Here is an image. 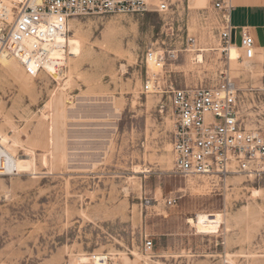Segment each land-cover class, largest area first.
Segmentation results:
<instances>
[{
	"label": "rangeland",
	"instance_id": "374dc122",
	"mask_svg": "<svg viewBox=\"0 0 264 264\" xmlns=\"http://www.w3.org/2000/svg\"><path fill=\"white\" fill-rule=\"evenodd\" d=\"M173 1L77 18L56 78L0 58V264H264V173L178 174L165 92L225 72L244 121L264 128V49L221 52L209 0ZM149 48L163 68L146 67ZM146 71L160 91L142 92Z\"/></svg>",
	"mask_w": 264,
	"mask_h": 264
},
{
	"label": "built area",
	"instance_id": "2783aa9c",
	"mask_svg": "<svg viewBox=\"0 0 264 264\" xmlns=\"http://www.w3.org/2000/svg\"><path fill=\"white\" fill-rule=\"evenodd\" d=\"M209 5L211 30L217 32L221 52L227 54L230 46H237L231 0H209ZM175 7L173 0H0V58L13 56L31 76L47 72L48 67L62 71L70 24L77 18L149 11L166 14ZM185 43L191 48L196 39L186 34ZM238 46L253 50L246 27L240 29ZM169 56L175 58L174 52ZM167 57L164 51L149 48L145 65L163 68ZM160 90V76L149 77L146 71L142 92ZM165 92L175 122L171 151L178 174L221 178L230 173H264V128L244 121L238 89L225 72L214 85L178 88L169 82ZM177 199L169 197L165 203L173 206ZM152 247L151 240L144 242L146 251Z\"/></svg>",
	"mask_w": 264,
	"mask_h": 264
},
{
	"label": "crops",
	"instance_id": "0c3cea01",
	"mask_svg": "<svg viewBox=\"0 0 264 264\" xmlns=\"http://www.w3.org/2000/svg\"><path fill=\"white\" fill-rule=\"evenodd\" d=\"M231 3V24L237 45L240 29L246 27L253 39V49H264V0H231Z\"/></svg>",
	"mask_w": 264,
	"mask_h": 264
},
{
	"label": "bare ground",
	"instance_id": "6f19581e",
	"mask_svg": "<svg viewBox=\"0 0 264 264\" xmlns=\"http://www.w3.org/2000/svg\"><path fill=\"white\" fill-rule=\"evenodd\" d=\"M69 40V37L67 38V41ZM67 45H68V42H67ZM67 49H68V47H67ZM221 50V49H220ZM230 50H237V48H236V46L235 45H232V46H230L229 48H228V50H227V52L228 51H230ZM54 55H56L55 54V52H54ZM197 59H198V61H202V56H201V54H198L197 55ZM150 66L151 67H153V68H157V67H155L154 65H152V64H150ZM47 72L48 73H50L51 74V76L53 75V76H55V78L57 77V76H59L60 75V73H61V71H56V70H53V69H51V68H47ZM64 76V75H63ZM254 195H258V191L257 190H254ZM213 216V218H211V217ZM194 219V218H193ZM193 219H189V221L192 223V224H194V225H196V224H198V223H203V224H218V223H220L221 222V215L219 214V213H215V214H210V213H197L196 214V217H195V220H193ZM188 220V219H187Z\"/></svg>",
	"mask_w": 264,
	"mask_h": 264
}]
</instances>
